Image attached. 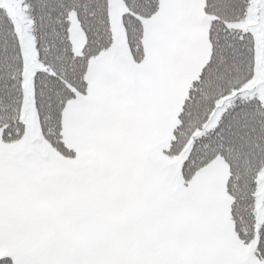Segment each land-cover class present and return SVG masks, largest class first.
<instances>
[{"label":"snow or ice","instance_id":"snow-or-ice-1","mask_svg":"<svg viewBox=\"0 0 264 264\" xmlns=\"http://www.w3.org/2000/svg\"><path fill=\"white\" fill-rule=\"evenodd\" d=\"M0 264H264V0H0Z\"/></svg>","mask_w":264,"mask_h":264}]
</instances>
